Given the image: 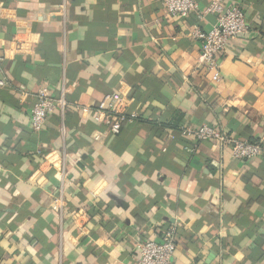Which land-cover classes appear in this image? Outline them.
<instances>
[{"label": "crops", "instance_id": "crops-1", "mask_svg": "<svg viewBox=\"0 0 264 264\" xmlns=\"http://www.w3.org/2000/svg\"><path fill=\"white\" fill-rule=\"evenodd\" d=\"M197 1L177 19L160 0H67L64 16V0H0V264H132L172 225L175 264H264V156L181 132L207 124L264 146V0H224L249 31L218 81L191 34L216 14ZM64 79V117L33 130L36 94L59 97ZM114 91L136 117L95 141L76 105Z\"/></svg>", "mask_w": 264, "mask_h": 264}, {"label": "built area", "instance_id": "built-area-1", "mask_svg": "<svg viewBox=\"0 0 264 264\" xmlns=\"http://www.w3.org/2000/svg\"><path fill=\"white\" fill-rule=\"evenodd\" d=\"M167 8L170 17L186 19L192 12L199 10L197 0H160ZM67 0L59 7L64 16ZM201 13V12H200ZM205 13L216 14V22L210 30L203 31L198 25L192 30V37L201 42L199 67L212 74L215 81L221 78V57L226 54L231 41L249 31L245 11L240 3L227 5L224 0H212ZM203 13L199 14L202 15ZM4 58L0 56V87L8 85L7 78L1 73ZM66 80L63 81L59 97H53L47 88L36 94V101L31 108V128L41 130L49 115L58 112L64 117L68 107L65 97ZM130 97L122 91L107 93L98 102L87 105H76L82 115L89 117L96 125L91 137L95 141H104L119 135L126 124L136 117L129 110ZM183 135L196 141H212L215 145L229 146L234 159L248 160L264 156V146L260 141L242 140L222 129L203 124L197 128L181 130ZM65 136V128H61ZM177 230L170 226L164 230L159 240L143 239L137 243V254L132 264H175L173 255L177 249Z\"/></svg>", "mask_w": 264, "mask_h": 264}, {"label": "trees", "instance_id": "trees-1", "mask_svg": "<svg viewBox=\"0 0 264 264\" xmlns=\"http://www.w3.org/2000/svg\"><path fill=\"white\" fill-rule=\"evenodd\" d=\"M253 142V141H252Z\"/></svg>", "mask_w": 264, "mask_h": 264}]
</instances>
